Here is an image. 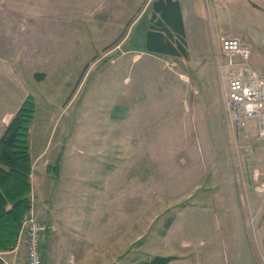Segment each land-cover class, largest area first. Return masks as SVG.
<instances>
[{
    "label": "rangeland",
    "instance_id": "1",
    "mask_svg": "<svg viewBox=\"0 0 264 264\" xmlns=\"http://www.w3.org/2000/svg\"><path fill=\"white\" fill-rule=\"evenodd\" d=\"M147 1L0 0L2 90L34 98L28 140L48 165L34 178L66 180L76 264L91 261L93 213L108 233L113 209L122 239L105 242L102 264L171 254L172 240L215 248L221 264L246 241L264 264V141L236 143L219 53L142 49Z\"/></svg>",
    "mask_w": 264,
    "mask_h": 264
},
{
    "label": "crops",
    "instance_id": "2",
    "mask_svg": "<svg viewBox=\"0 0 264 264\" xmlns=\"http://www.w3.org/2000/svg\"><path fill=\"white\" fill-rule=\"evenodd\" d=\"M150 1L152 2L153 0H148L147 3H150ZM177 1L179 3L184 31V47L187 54L213 56L219 53V40L221 36L226 34L235 35L247 48V56L245 59L247 64L252 69L264 73V0ZM151 13L152 8L150 4L149 17ZM149 17L147 18L148 21ZM142 41L144 43V35ZM173 41L175 44V38ZM156 54L168 55L162 53ZM6 56L7 53L5 49L0 48V81L3 80L1 81L2 87L0 88V135L6 126L4 123L6 111H9V121L22 102V97L25 96L19 97L16 94L14 95V93L6 95L4 89L2 90L5 85ZM240 58L241 57H238V60ZM10 63L13 64L14 61L11 59ZM14 69L15 67L13 66V70ZM8 121H6V123H8ZM44 151L43 149L33 154L29 144V152L32 160L30 171V199H32V209L38 217L41 216L48 224L44 237V254L45 249H47V257L44 258V262L45 264H76L77 256L72 252L70 242L72 239L78 240L80 235L77 233L76 229L70 227L66 222L68 215L66 207L69 204L64 198L65 195H68L66 193L68 187L64 186L67 184L65 182L66 180L63 181L64 179L61 177L42 178L39 176L38 178H34L37 173L39 175L41 174V171L37 168L43 167V169H47L46 167L48 165L45 159H43L45 156ZM69 181L71 183L75 181V178H69ZM44 183H47L45 191L42 190V184ZM110 209H112V207H110ZM113 210L115 211L114 215L111 216L112 220L107 229L108 233L105 229L107 225L105 226L106 223L103 222L101 213L96 211L93 213V224L87 229V234L84 237L85 243L88 246V257L91 260L88 264H102L101 248L106 245L105 242L118 243L119 239H122L117 233V210ZM170 225L171 224L167 227L166 232L162 234L163 237L171 231ZM125 232L127 233L128 230L125 229ZM81 236L83 237V235ZM47 237L50 238L49 245H47ZM133 242H135L134 237H131L129 243L133 244ZM142 242L141 240V243L137 246H141ZM167 248L174 249V252L168 254L172 255L173 258L168 260L165 264H221L217 250L212 247L201 249V247L193 245V243L185 240H172L171 242H167ZM22 254V241L18 242L17 239L15 245L11 249L0 251L2 264ZM79 258L84 260L85 256L81 255ZM118 258L115 259V264H129L131 261L135 264H139L140 261L145 260H137V258L133 260L132 258V260L121 261ZM231 258L230 264H255L256 259L260 260L258 252L252 249L250 244L246 241L241 242V245L238 247H233ZM84 264L86 263L84 262Z\"/></svg>",
    "mask_w": 264,
    "mask_h": 264
},
{
    "label": "trees",
    "instance_id": "3",
    "mask_svg": "<svg viewBox=\"0 0 264 264\" xmlns=\"http://www.w3.org/2000/svg\"><path fill=\"white\" fill-rule=\"evenodd\" d=\"M144 34L145 51L186 56L183 26L177 0H153ZM175 38V44L173 39ZM35 112L34 98L24 96L0 135V251L11 249L30 200L31 156L29 127ZM57 168V164L54 165ZM169 221L165 227L169 226ZM172 255H152L139 264H165ZM0 257V264H2Z\"/></svg>",
    "mask_w": 264,
    "mask_h": 264
},
{
    "label": "built area",
    "instance_id": "4",
    "mask_svg": "<svg viewBox=\"0 0 264 264\" xmlns=\"http://www.w3.org/2000/svg\"><path fill=\"white\" fill-rule=\"evenodd\" d=\"M219 67L225 66V113L236 143L250 147V141H264V73L252 69L245 61L247 48L235 35L219 40ZM238 57H241L238 60ZM242 147V146H241ZM30 208L21 221L18 242L23 254L5 264H44V237L47 222Z\"/></svg>",
    "mask_w": 264,
    "mask_h": 264
}]
</instances>
